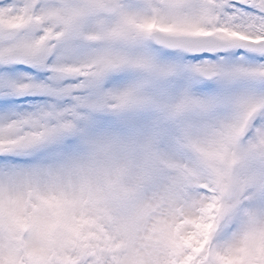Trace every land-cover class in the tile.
<instances>
[{
    "label": "snow or ice",
    "instance_id": "snow-or-ice-1",
    "mask_svg": "<svg viewBox=\"0 0 264 264\" xmlns=\"http://www.w3.org/2000/svg\"><path fill=\"white\" fill-rule=\"evenodd\" d=\"M0 264H264V0H0Z\"/></svg>",
    "mask_w": 264,
    "mask_h": 264
}]
</instances>
